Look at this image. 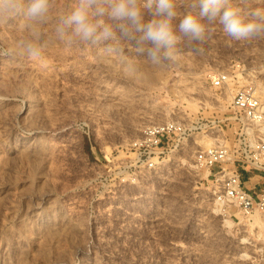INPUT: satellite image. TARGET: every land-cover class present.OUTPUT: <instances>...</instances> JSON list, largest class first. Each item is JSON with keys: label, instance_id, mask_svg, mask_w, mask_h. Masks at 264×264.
I'll use <instances>...</instances> for the list:
<instances>
[{"label": "rangeland", "instance_id": "1", "mask_svg": "<svg viewBox=\"0 0 264 264\" xmlns=\"http://www.w3.org/2000/svg\"><path fill=\"white\" fill-rule=\"evenodd\" d=\"M77 2L51 0L43 22H0V264H264V215H221L212 176L195 166L196 151L215 143L212 121L233 140L236 89L264 102V39L233 41L209 25L204 41L183 38L157 66L126 40L67 45L56 29ZM189 3L176 0L179 16ZM29 41L42 58L26 57ZM222 71L232 82L215 91ZM172 119L202 130L156 169L131 165L142 128Z\"/></svg>", "mask_w": 264, "mask_h": 264}, {"label": "clouds", "instance_id": "2", "mask_svg": "<svg viewBox=\"0 0 264 264\" xmlns=\"http://www.w3.org/2000/svg\"><path fill=\"white\" fill-rule=\"evenodd\" d=\"M50 10L51 0H0V22L15 16L43 22ZM105 16L114 23L99 19ZM209 25H219L233 41L264 39V8L245 9L234 0H190L188 10L179 16L176 0H78L61 17L56 31L69 46L76 38L91 45L126 40L151 64L164 66L178 55L176 46L183 38L190 43L204 41ZM21 46L28 59L42 58V46L30 41ZM106 51L124 54L113 44H107Z\"/></svg>", "mask_w": 264, "mask_h": 264}, {"label": "built area", "instance_id": "3", "mask_svg": "<svg viewBox=\"0 0 264 264\" xmlns=\"http://www.w3.org/2000/svg\"><path fill=\"white\" fill-rule=\"evenodd\" d=\"M232 79L230 72L222 71L211 77V85L215 91L222 92ZM230 107L231 115L227 119L235 128L233 140L222 138L220 124L212 121L210 134L215 143L196 151L195 166L212 176L215 202L221 215L235 216L232 207L243 216L255 212L264 215V102L251 86L241 87L232 93ZM201 130L197 122L173 119L147 125L130 143V151L135 155L131 165L156 169L172 146H180ZM247 181L250 186L246 185Z\"/></svg>", "mask_w": 264, "mask_h": 264}, {"label": "bare ground", "instance_id": "4", "mask_svg": "<svg viewBox=\"0 0 264 264\" xmlns=\"http://www.w3.org/2000/svg\"><path fill=\"white\" fill-rule=\"evenodd\" d=\"M171 91V90H170ZM169 91V92H170ZM170 94L174 95V96H177V95H180L181 94V90L178 89V88H175L173 91L170 92Z\"/></svg>", "mask_w": 264, "mask_h": 264}]
</instances>
